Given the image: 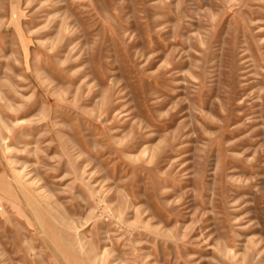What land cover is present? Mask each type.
Instances as JSON below:
<instances>
[{
    "label": "rangeland",
    "instance_id": "rangeland-1",
    "mask_svg": "<svg viewBox=\"0 0 264 264\" xmlns=\"http://www.w3.org/2000/svg\"><path fill=\"white\" fill-rule=\"evenodd\" d=\"M0 264H264V0H0Z\"/></svg>",
    "mask_w": 264,
    "mask_h": 264
}]
</instances>
